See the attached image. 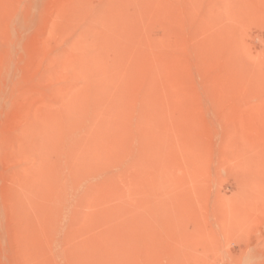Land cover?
Instances as JSON below:
<instances>
[{
	"label": "rangeland",
	"instance_id": "rangeland-1",
	"mask_svg": "<svg viewBox=\"0 0 264 264\" xmlns=\"http://www.w3.org/2000/svg\"><path fill=\"white\" fill-rule=\"evenodd\" d=\"M0 264H264V0H0Z\"/></svg>",
	"mask_w": 264,
	"mask_h": 264
},
{
	"label": "bare ground",
	"instance_id": "bare-ground-1",
	"mask_svg": "<svg viewBox=\"0 0 264 264\" xmlns=\"http://www.w3.org/2000/svg\"><path fill=\"white\" fill-rule=\"evenodd\" d=\"M58 198V197H57ZM59 204V203H58ZM53 206V205H52ZM104 208V207H103ZM98 212V211H97ZM100 212V211H99ZM104 215V214H103ZM99 218V217H98ZM34 252V251H33ZM33 252H31V253H33Z\"/></svg>",
	"mask_w": 264,
	"mask_h": 264
}]
</instances>
